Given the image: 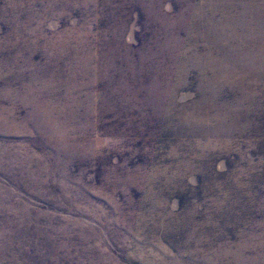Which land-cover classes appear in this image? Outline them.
Masks as SVG:
<instances>
[{
	"label": "rangeland",
	"instance_id": "rangeland-1",
	"mask_svg": "<svg viewBox=\"0 0 264 264\" xmlns=\"http://www.w3.org/2000/svg\"><path fill=\"white\" fill-rule=\"evenodd\" d=\"M0 264H264V0H0Z\"/></svg>",
	"mask_w": 264,
	"mask_h": 264
}]
</instances>
